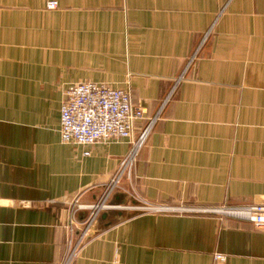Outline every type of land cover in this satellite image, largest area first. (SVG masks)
<instances>
[{"label": "crops", "instance_id": "obj_1", "mask_svg": "<svg viewBox=\"0 0 264 264\" xmlns=\"http://www.w3.org/2000/svg\"><path fill=\"white\" fill-rule=\"evenodd\" d=\"M49 1L0 0V264H61L69 201L96 202L128 150L61 142L83 81L129 90L135 134L157 119L72 264H264L249 221L128 207L264 202V0Z\"/></svg>", "mask_w": 264, "mask_h": 264}, {"label": "built area", "instance_id": "obj_2", "mask_svg": "<svg viewBox=\"0 0 264 264\" xmlns=\"http://www.w3.org/2000/svg\"><path fill=\"white\" fill-rule=\"evenodd\" d=\"M48 9L57 7V1L47 2ZM192 55L188 64L193 60ZM187 64V66H188ZM182 76L177 79V82ZM145 110L131 103L128 89L113 87L107 83L83 81L70 85L65 92V98L60 106V140L66 144L90 146L108 143L111 140H126L129 143L126 154L120 159L115 174L105 183L100 198L89 206L79 203L77 198L69 201L71 211L68 218V236L66 250L61 264H72L80 247L89 236L94 221L101 213L111 207L112 197L115 195L123 178H129L133 164L139 152L145 145L151 128L157 116L149 118L146 126L138 134L134 133L136 122L144 116ZM88 155L89 151H83ZM145 211H180L217 215L220 220L232 218L246 220L257 228L264 230V202L256 201L247 205L222 204L210 207H168L143 204ZM128 207H133L130 205ZM86 208L88 218L83 223L76 238L73 236V212ZM225 254L215 253L214 259L224 261Z\"/></svg>", "mask_w": 264, "mask_h": 264}, {"label": "rangeland", "instance_id": "obj_3", "mask_svg": "<svg viewBox=\"0 0 264 264\" xmlns=\"http://www.w3.org/2000/svg\"><path fill=\"white\" fill-rule=\"evenodd\" d=\"M132 205H133L132 209H140V208L142 209V207L144 206L143 204H137V203H133Z\"/></svg>", "mask_w": 264, "mask_h": 264}]
</instances>
